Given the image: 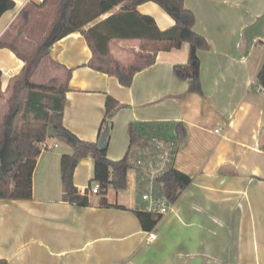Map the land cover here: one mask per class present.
<instances>
[{"label": "crops", "instance_id": "0c3cea01", "mask_svg": "<svg viewBox=\"0 0 264 264\" xmlns=\"http://www.w3.org/2000/svg\"><path fill=\"white\" fill-rule=\"evenodd\" d=\"M13 1L0 17V40L32 55L48 35L60 0ZM185 6L195 14V31L209 43L199 50L202 93L190 92L189 81L174 72L175 64L188 62L189 43L159 51L155 63L125 86L87 65L92 50L79 31L52 46L32 79L69 81L63 122L86 141L100 139L107 97L119 101L123 106L107 142L113 160L129 149L130 122L183 123L187 137L171 165L192 182L155 229L145 231L135 213L144 205L135 169L125 189H109L114 206H101L99 193L88 194L87 206L72 204L63 199L61 157L73 149L48 137L52 148L38 157L33 199H0V259L7 264H264V87L257 82L264 61L257 27L264 0H185ZM138 10L154 16L162 30L175 24L155 2ZM140 44L114 39L110 50L131 65ZM25 66L13 50L0 47V123L9 111L10 81ZM94 167L90 156L78 163L73 180L81 192L90 187Z\"/></svg>", "mask_w": 264, "mask_h": 264}, {"label": "trees", "instance_id": "16d2710c", "mask_svg": "<svg viewBox=\"0 0 264 264\" xmlns=\"http://www.w3.org/2000/svg\"><path fill=\"white\" fill-rule=\"evenodd\" d=\"M150 1L159 4L173 17L175 24L162 30L154 16L138 10L139 5ZM14 4L13 0H0V17ZM118 6L120 8H117ZM105 15V18L98 20ZM96 20L98 21L95 22ZM195 21V14L185 6V0H60L51 29L34 54H23L14 43L0 40V47L10 48L26 63L25 68L10 81L8 89H12V93L9 98V111L4 121L0 123V150L7 141H10L11 153L19 156L13 163L12 170L7 173L2 172L0 160V199H33L34 171L38 157L45 150L43 143L48 139L50 125L68 132L71 137L59 138L73 149L72 153L63 154L61 157L63 199L78 206L90 204L89 195L83 194L73 180L75 169L83 158L90 156L94 159V177L91 185L95 182L100 183V205L105 207L114 206L107 198L109 189H125L129 181V171L135 169L137 173L140 172V168L134 162L138 157H141L140 161L146 160L148 154L144 151L152 152L157 149L159 144L154 139L165 143L170 149L171 158L174 159L179 143L187 137L183 123L130 122L129 149L123 158L113 160L108 157L107 147L102 149L98 142L83 140L65 127L63 118L66 93L70 89L69 81L57 86V79L37 83L32 76L42 60L49 56L55 43L79 31L92 50V57L87 65L116 76L125 86L133 83L138 71L155 63L159 51L177 49L183 43H189L188 62L175 64L174 72L179 78L189 81L190 92L202 93L199 50L209 48V43L204 35L195 31ZM93 22L95 23L92 24ZM89 25L91 26L87 28ZM114 39L141 41L140 51L133 64L125 65L111 53L110 42ZM68 72L70 79L72 70L69 69ZM1 76L0 69V80ZM257 82L264 87V61L258 71ZM122 106L113 96L107 97L106 115L100 128V137L106 128L110 130L113 128L114 114ZM147 160L155 162L153 157H148ZM140 175L138 174V177ZM155 181L160 194L162 193L171 204L192 182V178L173 165H168L165 172ZM135 213L145 231L154 230L163 216L146 210L143 204L135 209ZM0 264H7V260L0 259Z\"/></svg>", "mask_w": 264, "mask_h": 264}, {"label": "built area", "instance_id": "2783aa9c", "mask_svg": "<svg viewBox=\"0 0 264 264\" xmlns=\"http://www.w3.org/2000/svg\"><path fill=\"white\" fill-rule=\"evenodd\" d=\"M36 1H38L39 3L45 2V0ZM259 45L264 46V39L259 41ZM217 131H219V129ZM154 141L159 145L161 144V142L157 141L156 139H154ZM43 147L44 149L52 148V146L47 142L43 143ZM161 157L162 162L159 164V166H156L154 161L150 163L151 171L145 172L141 167L137 166L140 168V172L137 173V171H135V180L138 186L144 187L143 189L139 188L141 200L144 203V208L148 211L164 215L169 211L170 204L167 202L166 197L162 193L160 194V191L157 189L158 186L155 180L159 175H162L165 172L168 165H171L173 159L171 158L170 153L167 152L163 153ZM138 174H141L140 177H138ZM100 192L101 185L99 182L93 183L89 188L82 191L83 194Z\"/></svg>", "mask_w": 264, "mask_h": 264}, {"label": "water", "instance_id": "95a60500", "mask_svg": "<svg viewBox=\"0 0 264 264\" xmlns=\"http://www.w3.org/2000/svg\"><path fill=\"white\" fill-rule=\"evenodd\" d=\"M109 134H110V129L106 128L98 141V144L102 149L107 147V139L109 137ZM48 137L66 138V139L71 138L68 132L64 130H59L53 125H50L48 128ZM10 147H11V143L10 141H7L0 150L1 170L3 173H7L11 171L13 168V163L19 159V156L17 154L11 153Z\"/></svg>", "mask_w": 264, "mask_h": 264}, {"label": "rangeland", "instance_id": "374dc122", "mask_svg": "<svg viewBox=\"0 0 264 264\" xmlns=\"http://www.w3.org/2000/svg\"><path fill=\"white\" fill-rule=\"evenodd\" d=\"M257 27H258V31L260 32V36H261V38L262 39H264V18H262L259 22H258V24H257ZM59 85H61V83H59V80H58V83H57V86H59ZM50 140L52 139H57V138H53V137H51V138H49ZM139 150V149H138ZM146 150H148V149H146ZM140 151H142V150H140ZM150 151H144V153L145 154H148V157H153V160H155V165L156 166H159V164L162 162V154L163 153H165V152H167V153H170V149H169V147L168 146H166L165 145V143H161L158 147H157V149L156 150H154V151H152V152H150ZM148 157L146 158V160L145 161H141L140 162V158L141 157H138V159L134 162V164L136 165V166H139V167H141L142 169H143V171H151V166H150V163L151 162H153L152 160L151 161H148L147 159H148ZM131 172L133 173V171L131 170ZM136 182V181H135ZM136 184H137V182H136ZM131 187H132V185H131ZM137 188H141V189H143L144 187L142 186V187H140V186H138V184H137ZM132 195L133 196H136V191H133L132 192Z\"/></svg>", "mask_w": 264, "mask_h": 264}]
</instances>
